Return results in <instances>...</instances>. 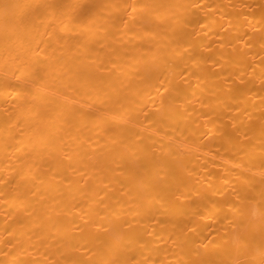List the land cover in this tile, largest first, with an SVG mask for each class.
Returning <instances> with one entry per match:
<instances>
[{
  "label": "bare ground",
  "instance_id": "1",
  "mask_svg": "<svg viewBox=\"0 0 264 264\" xmlns=\"http://www.w3.org/2000/svg\"><path fill=\"white\" fill-rule=\"evenodd\" d=\"M0 264H264V0H0Z\"/></svg>",
  "mask_w": 264,
  "mask_h": 264
}]
</instances>
